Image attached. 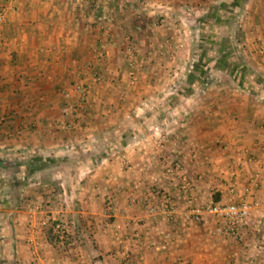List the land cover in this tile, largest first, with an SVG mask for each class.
Segmentation results:
<instances>
[{
  "label": "crops",
  "instance_id": "obj_1",
  "mask_svg": "<svg viewBox=\"0 0 264 264\" xmlns=\"http://www.w3.org/2000/svg\"><path fill=\"white\" fill-rule=\"evenodd\" d=\"M73 1L15 0L0 34V264H264V0H109L108 32L98 0L87 15ZM210 15L220 42L196 56L190 32ZM127 37L144 62L135 84ZM91 70L86 103L64 113L79 105L61 91ZM175 162L189 194L166 173ZM240 199L252 211L239 239L191 219ZM37 205L69 239L49 224L33 256Z\"/></svg>",
  "mask_w": 264,
  "mask_h": 264
},
{
  "label": "built area",
  "instance_id": "obj_2",
  "mask_svg": "<svg viewBox=\"0 0 264 264\" xmlns=\"http://www.w3.org/2000/svg\"><path fill=\"white\" fill-rule=\"evenodd\" d=\"M13 1V0H10ZM7 11H12V7H5L0 10V31L1 26L4 24ZM106 18L104 22H106ZM109 22V21H108ZM107 24V22L105 23ZM114 25L109 23L107 25V32L113 29ZM264 54V46L261 49ZM127 55L130 59L131 72L129 73V78L132 84H135L137 81L138 74L142 70L143 63L137 60V55L135 49L129 47L127 49ZM102 54H100V58ZM95 80H98L97 75L94 74L92 76ZM76 91L80 94V98L84 101L88 94V90L83 83H77ZM61 94L65 101L70 103L72 98V94L68 90H62ZM80 106V107H79ZM77 107L69 106L65 107L64 113H67L69 110H74L75 112L82 108V105ZM68 127V126H66ZM167 175L171 177H177L182 181L181 189L186 193H191L193 185L192 180L188 179V176L184 173L182 166L180 163L175 162L170 168L167 170ZM230 182L228 184V191L231 196H236L237 191V172L232 170L230 175ZM191 203L192 200L190 199ZM163 208H167V202L163 203ZM111 210V207H109ZM252 211V206L245 200L240 199L239 201L232 202H219V203H210L205 206H197L192 213L191 219L195 223H199L202 220L204 215L212 216L216 222L217 226L215 228V233L217 235H222L226 237H232L235 239H239L241 235V231L245 226H249L250 214ZM156 212V209L152 207L150 209V213L153 214ZM43 214V218H39V215ZM51 225L52 231L56 241L64 245L67 243L69 239V228L66 222L62 219L58 218L50 211H44L40 206H34L29 212V231H28V243L30 246V252L33 256H37L41 243H40V235L43 233V229L47 225Z\"/></svg>",
  "mask_w": 264,
  "mask_h": 264
},
{
  "label": "rangeland",
  "instance_id": "obj_3",
  "mask_svg": "<svg viewBox=\"0 0 264 264\" xmlns=\"http://www.w3.org/2000/svg\"><path fill=\"white\" fill-rule=\"evenodd\" d=\"M86 1L87 0H80L79 2L78 1H73V2H75V4H76V6L74 5V8H75V12H76V14H78V15H82L83 13L84 14H86L87 15V12H86ZM107 1V2H106ZM108 1L109 0H98L97 2V6H95L94 8H93V12L92 13H94V15H100V17L97 19V24L99 25H101L103 22H104V19H105V17H103V16H101V15H106L105 14V11H106V8H107V5H109V4H107L108 3ZM14 2H15V0H13V1H10V0H4V1H1V3H0V10H2L3 8H5V7H12V11H7V15H6V19H5V22H4V24L1 26V31H0V34L2 33V31H3V27H4V25H5V23L7 22V20H8V16L10 15V14H12L14 11H15V6H14ZM88 2V1H87ZM78 5V6H77ZM91 5V4H90ZM93 5V4H92ZM88 6V5H87ZM72 5H70V10H69V14L70 13H73V10H72ZM71 15V14H70ZM190 16V15H189ZM187 18H188V16H187ZM190 18V17H189ZM77 20H79V17L77 18ZM107 20V19H106ZM107 21H109V20H107ZM110 22V21H109ZM108 22V23H109ZM114 23V22H113ZM112 22H111V24L112 25H115V23L113 24ZM194 23V22H193ZM194 26H196V24L194 23ZM193 29L194 30H192L190 33H191V35H192V40H193V45H194V52L196 51V56L198 55V46L197 45H199L200 44V42H201V35H200V33H198L197 31H198V29H197V27H193ZM240 32H237V35L239 36L240 34H239ZM126 44H127V46H126V55H127V49L129 48V47H132V48H134L135 49V52H136V55L137 56H139V51L137 50V48H136V46L134 45V43L132 42V37H127L126 38ZM1 43H3V40H1ZM198 50V51H197ZM100 54H102V53H99L98 54V56L100 57ZM195 54V53H194ZM127 58H128V55H127ZM144 63V62H143ZM130 73V72H129ZM129 73H128V75H129ZM79 74V73H78ZM94 74H96L97 75V78L99 79V74L97 73V72H95V71H93V70H91V71H88V72H86V74H82V73H80L79 74V79L77 80V82H73L72 83V88H69V92L72 94V98H71V100H70V102L73 100V93H75V95L76 96H74L77 100H76V103L78 104V105H82V107L84 106V104L86 103V100H87V98H88V96H89V92H90V89H89V86H90V83H91V81L92 82H95V81H97V80H95L94 78H92V76L94 75ZM77 83H83L84 85H85V87L87 88V90L89 91L88 92V94H87V96H86V98L84 99V101L80 98V94L76 91V85H77ZM66 90V89H65ZM80 107V106H79ZM43 209V208H42Z\"/></svg>",
  "mask_w": 264,
  "mask_h": 264
},
{
  "label": "trees",
  "instance_id": "obj_4",
  "mask_svg": "<svg viewBox=\"0 0 264 264\" xmlns=\"http://www.w3.org/2000/svg\"><path fill=\"white\" fill-rule=\"evenodd\" d=\"M240 3H242V0L239 1ZM214 15H210L209 17H207L206 19V23L207 24H202L201 21H200V24H201V30H200V35H201V42L203 45H208L209 47L211 45H215L217 43H219L220 41L218 40L219 39V35L221 34L219 31V33L217 32L216 29H212V31H210L211 28H209V25H214L211 23V19ZM217 21V20H216ZM219 34V35H218ZM153 116H150V119H148L150 122V124H155L156 122L153 123V120H152ZM135 136V135H134ZM101 157L102 156H97L95 158H91L90 159V163H93L91 164V166H95L97 164H95V162H97L98 160H101ZM88 165H89V162H88ZM214 203H218V201L214 202Z\"/></svg>",
  "mask_w": 264,
  "mask_h": 264
}]
</instances>
